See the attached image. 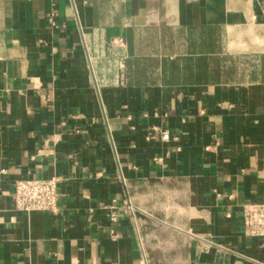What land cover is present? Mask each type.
<instances>
[{
	"label": "crops",
	"instance_id": "0c3cea01",
	"mask_svg": "<svg viewBox=\"0 0 264 264\" xmlns=\"http://www.w3.org/2000/svg\"><path fill=\"white\" fill-rule=\"evenodd\" d=\"M29 178L56 214L15 208ZM250 203L264 0H0V264H264Z\"/></svg>",
	"mask_w": 264,
	"mask_h": 264
},
{
	"label": "built area",
	"instance_id": "2783aa9c",
	"mask_svg": "<svg viewBox=\"0 0 264 264\" xmlns=\"http://www.w3.org/2000/svg\"><path fill=\"white\" fill-rule=\"evenodd\" d=\"M52 18L51 21L53 20ZM52 24L55 25L53 22ZM118 68L121 71L125 69L124 61L119 62ZM155 134H159L160 140L164 143L177 140V138L171 137L168 130H164L160 126H152L148 130L145 139L148 141ZM157 161H161V159L158 158ZM58 197V178L48 180L29 178L18 180L14 184V206L22 212H50L56 214ZM242 215V226L245 236L261 238L264 243V203L244 205ZM109 221L111 223L117 222L116 212L113 211L109 215Z\"/></svg>",
	"mask_w": 264,
	"mask_h": 264
}]
</instances>
